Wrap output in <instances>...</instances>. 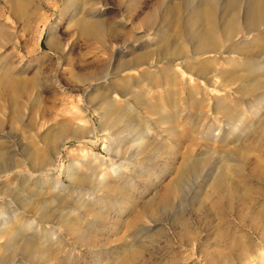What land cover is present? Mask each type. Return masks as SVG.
Masks as SVG:
<instances>
[{"label":"rangeland","instance_id":"1","mask_svg":"<svg viewBox=\"0 0 264 264\" xmlns=\"http://www.w3.org/2000/svg\"><path fill=\"white\" fill-rule=\"evenodd\" d=\"M96 1L106 24L100 40L82 38L72 23L82 0H0V154L15 165L0 175V217L17 214L6 236L20 227L31 237L28 245L0 238V264H217L208 254L228 252L219 233L251 254L234 264H264L256 224L264 217L262 27L232 39L257 59L232 52L158 61L160 41L180 32L172 25L155 35L161 22L140 27L157 0H139L133 14L129 0ZM180 2L162 0L161 9ZM149 52L150 63L100 87L107 70ZM62 129L53 145L37 139ZM217 172L233 194L221 210ZM164 193L169 203L159 205Z\"/></svg>","mask_w":264,"mask_h":264},{"label":"bare ground","instance_id":"2","mask_svg":"<svg viewBox=\"0 0 264 264\" xmlns=\"http://www.w3.org/2000/svg\"><path fill=\"white\" fill-rule=\"evenodd\" d=\"M120 1L121 0H117L118 3H121ZM138 1L139 0H129L131 5V8L128 9L129 14H133V12H135L136 7L134 6V4H136ZM163 3L162 0H157V5L153 8L150 14L143 18L140 26L141 28L149 31L148 29H151L153 23L161 22L166 25L163 28L161 27L162 30H160V32L157 31L155 35L158 33H165L166 31L171 29L172 25L176 26L177 31L180 32V36L167 37L160 41V45L155 50L158 61L163 59H189L190 61H196L203 54L219 53L222 56L223 54H231L232 52H237L238 54L242 55L245 60L250 58L257 59L260 57V54L255 55L248 50H241L240 45L242 43H236L235 41H232V39L234 37H237V35L239 34L241 37V41H245L250 37L251 34L261 31V27L264 31V0H181V2L178 4L165 5V7L161 9ZM86 4L88 5L86 6ZM96 4H100V2L96 0H82V6L78 8L79 10L73 12L72 19L74 21H72V23H74V26L77 28L78 34L82 38L100 40L101 38H103L102 36L106 32V24H104V22H102L100 19L96 18V16L100 12L97 7L93 8V6ZM243 4L245 5L244 20L240 24L238 21L239 8ZM77 14H81V17L75 19L77 17ZM219 20L223 22L222 25H220ZM111 33L115 36L120 34V32L117 30L111 31ZM146 35L148 36L150 34ZM138 39L139 38H137V40ZM224 42H228L229 46L223 47ZM188 45L190 46L189 49ZM52 49L55 50L56 48L52 46ZM210 59L211 61L213 60V58ZM150 61V52L145 55H138L126 63H117L114 67L115 69H112L113 72L107 70L104 75L100 76L96 80L99 82L100 87L103 86L104 90H106L109 85L106 82L111 77L117 75L119 71L133 69L141 64H148L150 63ZM186 64L185 66H187ZM199 66H206V63H202ZM189 81H191V79H189ZM7 87L8 94L10 95L12 102L15 103L19 98V89L17 85L12 81L10 83V86L8 85ZM112 94L113 91L107 94V96L105 97V102L112 104V102L110 101ZM117 116L119 117V114ZM63 132L64 130L62 129L51 134L46 133L44 136H37V139L40 142L46 141L47 144L53 145L54 143H56V141H58ZM261 146L263 147L262 144H260V147ZM33 150L34 149L32 148L28 152V159L35 160L37 158L38 152ZM14 166L15 165H13L12 163H8L6 160H4L2 155L0 154V175L5 174L7 171L14 170ZM192 167L193 166L189 165L188 162H185L182 165V169L188 170V172H193L192 169H190ZM111 168L116 171L115 167ZM214 179L213 190L215 191V193L222 192L219 194V196L221 197L216 199L214 207L218 210H221L220 203H222L223 201H228V204H230L229 201L232 200L233 194H231V191L227 190L226 187L222 185V183L224 182V175L221 172H217ZM249 189H247V192L250 191ZM234 192L238 193L236 191ZM0 195H2V192L0 193ZM243 201L244 199L240 198L239 202ZM157 203L159 205H168V195L164 193L162 197L159 198ZM38 215L39 214L36 213V217H38ZM16 216L17 214L15 213H4L0 217V225L2 226L0 227V238H6L4 245H8L15 237H21L20 239L23 241L24 245H28L31 242V237L29 235H25L20 227L10 229L9 231H11V233L9 237L6 236V228L10 226L11 220L15 219ZM39 216L40 217L38 220L44 222V219L46 217L41 215ZM175 217L178 218V220L176 219V221L179 222L181 220L179 218L180 215H176ZM35 220H37V218H35ZM256 221V224L261 231L260 236L263 237L264 217L261 213H258ZM30 223L31 222H29L28 225ZM180 224L182 225L183 222H179L178 225ZM183 226L185 227V222ZM219 237L220 239H222L221 242H225V244L228 246V252L226 254L222 253L220 250L210 252L208 256L212 263H216L217 261V264H234V260H236L237 262H243L251 255L250 252H248L236 239L232 240L228 235L224 233H219ZM7 251L4 250V256H2L1 254L3 259L6 261L11 260V257L13 255L7 254ZM9 262L10 261H7L6 263ZM126 262L127 261L124 260V264H126Z\"/></svg>","mask_w":264,"mask_h":264}]
</instances>
